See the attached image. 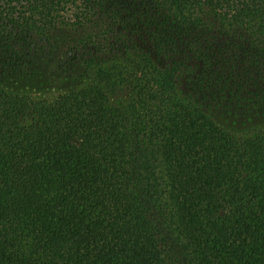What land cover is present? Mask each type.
<instances>
[{"label": "trees", "instance_id": "obj_1", "mask_svg": "<svg viewBox=\"0 0 264 264\" xmlns=\"http://www.w3.org/2000/svg\"><path fill=\"white\" fill-rule=\"evenodd\" d=\"M0 264H264V0H0Z\"/></svg>", "mask_w": 264, "mask_h": 264}, {"label": "rangeland", "instance_id": "obj_2", "mask_svg": "<svg viewBox=\"0 0 264 264\" xmlns=\"http://www.w3.org/2000/svg\"><path fill=\"white\" fill-rule=\"evenodd\" d=\"M51 93H53V92L52 91L47 92V94H51Z\"/></svg>", "mask_w": 264, "mask_h": 264}]
</instances>
